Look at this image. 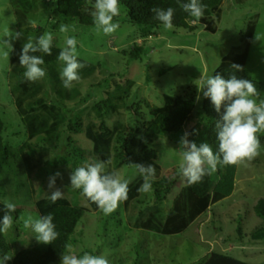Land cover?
<instances>
[{
	"label": "rangeland",
	"instance_id": "1",
	"mask_svg": "<svg viewBox=\"0 0 264 264\" xmlns=\"http://www.w3.org/2000/svg\"><path fill=\"white\" fill-rule=\"evenodd\" d=\"M56 3L57 0H38V8L26 11L28 16L22 22L23 25L19 26L15 14L19 6L10 0H0V38L10 40L9 37H4L5 32L14 34L30 22V36H34L37 27H41L43 33L51 32L53 44L62 48L65 34L59 31L60 25L75 28V32L67 35L76 37L78 57L98 63L100 67L96 71L97 80L82 79L77 82L84 94L82 99L59 102L65 110L75 108L84 115L86 105L101 99L111 85L110 73H114L117 78L135 80L127 99L130 107L124 110L131 125H134L137 118L149 116L141 103L144 96L156 104H162L164 92L193 95L197 100L198 95L201 97V91L198 92L196 86L200 77L211 76L212 73L208 72L215 68L221 56L233 45L242 41V32L247 22L255 15L257 28L246 68L254 78L264 79V0H247L244 4L225 0L222 19L213 32L207 30L204 23H198L200 26L194 29L174 26L165 31L161 24L155 26L130 22L125 18L124 8L120 4V15L114 18V22L119 23V28L110 36L97 34L93 24H79L75 18L64 15L57 10ZM137 45L143 46L142 53L138 58H131L130 51ZM5 51L10 56L11 50L0 45V117L5 122L2 131L4 143L14 149L26 138V131L10 93L12 66L9 64V56L3 55ZM258 92L260 98L264 99V90ZM50 97L57 99L52 92ZM136 105L140 110L139 116L135 114L138 111ZM207 123L204 111L198 104L194 115L186 121L182 130L166 133L153 141L151 146L156 149L163 169L162 175L153 180V191L140 193L128 204L126 201L121 203L109 216H104L98 209H90L80 192L70 187L71 171L81 163L100 159L93 154L89 139L81 132H72V138H80L73 142L76 146L80 145L77 147L78 155H69L67 163L61 160L59 155L68 154V150L74 149L73 146L68 149L67 123L60 129L64 134L62 142L59 141L60 146L49 154L57 162L54 163L51 159L37 171L34 175L36 189L32 195L29 194L19 157L14 154L8 158H0V201L8 200L23 205L20 217H39L33 207L34 200L44 193L49 178L59 172L62 178L57 188L68 195L74 204L87 207L69 243L77 256L84 252L104 255L109 264H205L212 253H223L254 264H264V237H252V233L264 225V220L254 211L258 198L264 197V134L259 137L260 155L247 167L237 166L232 192L197 212L187 226L171 232L133 226L141 209L156 203L169 207L172 203L185 180L179 175L178 183L171 187L163 200L157 199L156 189L163 194L166 186L159 185L158 182L171 173L173 168L178 173L181 136L185 132L202 130ZM40 138L37 136L34 142H40ZM113 168L122 178L129 180V184L137 177L138 172L132 164L116 166L114 159ZM20 217L14 219L13 227L4 233L10 244L7 254L11 256L20 248L37 243L34 233L23 227ZM11 260L6 264H10Z\"/></svg>",
	"mask_w": 264,
	"mask_h": 264
},
{
	"label": "trees",
	"instance_id": "2",
	"mask_svg": "<svg viewBox=\"0 0 264 264\" xmlns=\"http://www.w3.org/2000/svg\"><path fill=\"white\" fill-rule=\"evenodd\" d=\"M10 1L19 6L15 13L19 26L23 25L22 22L28 16L26 11H33L38 8V0ZM224 1L201 0L207 7L199 23H204L205 28L210 32L215 30L222 19ZM246 1L234 0L238 4H244ZM184 2H187V0H120V4L125 11V18L130 22L160 25V22L154 18L151 9L155 7L162 9L172 7L175 9L172 20L173 25L194 29L199 24H191L189 21L191 17L180 6ZM56 8L64 15L75 18L74 20H77L79 24H93L90 15L91 8L87 6L88 10H85V0H57ZM27 21H30V19H27ZM29 25L30 22L27 23L26 27L17 31H21L23 35L21 39L13 40L9 56V64L12 66V80H9L10 93L20 120L25 126L26 138L14 149L6 145L2 135L5 122L0 117V158H8L14 154L19 157L30 195L35 193L36 189L34 175L45 163L48 164L52 159L49 154L54 148L60 146L59 141L62 142L64 138V134L60 129L66 123L68 125V149L71 146L74 149L68 150V154L59 155L63 162L67 163L66 158L69 155H78L77 147L80 145L76 146L73 142L80 138L74 136L72 138L70 135H72V132H77L75 134L81 132L83 136L91 141L93 154L106 162V172L116 173L113 168V160L115 159L116 166L123 164L152 165L156 170L155 178H159L163 169L158 161V153L151 146V143L163 137L166 133L182 130L183 125L194 115L198 104H200L208 122L207 126L202 130L191 132L188 139L197 145H199L198 140L200 143L207 142L214 152L218 150L216 122L220 120L224 112V106L222 105L220 113H217L211 104L210 98L203 97V91H201L199 102L195 100L193 95L184 96L164 92L162 94V104H156L144 96L141 103L146 108V113L149 116L137 118L134 125H131L126 119L124 110L130 107L127 99L135 85V80L132 78H117L114 73H110L111 85L105 90V94L102 95L101 99L94 100L86 105L84 115H81V112L76 111L75 108H71L70 105L67 107L71 109L65 110L62 104H59L60 101L80 100L84 94L77 82H74L71 89H65L62 85L59 75L62 66L57 62L61 47L53 44L51 55L32 53L33 55L42 56L45 61L42 67L46 70V76L43 79L29 82L23 76L25 69L19 65V54L23 44L30 36ZM256 25L257 15L248 20L246 28L242 32V41L237 45H233L221 56L215 68L208 72L209 74L212 73L211 76L220 74L227 79L235 73L238 78L251 80L256 85L257 90H264V79L254 78L246 68ZM42 34V28L37 27L33 37ZM142 50L143 46H135L130 51L131 58H138ZM78 60L85 65L79 71L80 80H97L96 71L100 67L99 64L81 57H78ZM233 64L241 66L242 70L233 69ZM51 92L57 97L56 100L50 97ZM135 107L138 110L135 114L139 116V107L138 105ZM37 136L41 137L40 142H34ZM52 160L54 163L57 162L54 159ZM83 165V163L80 164V166ZM236 170L237 166H218L217 171L205 176L201 183L191 186L186 183L180 187L178 194L173 198L169 207L162 203H156L141 209L133 222V226L145 227L160 232L181 230L188 225L197 212L225 198L232 192ZM175 172L173 168L171 173L165 175L160 183L158 182L159 185L166 186V188L163 194L158 188H155L157 199L163 200L165 194L170 192L171 187L178 183L179 172ZM60 181L61 178L59 177L55 179V188L59 186ZM142 183L143 179L137 173L136 179L128 185L127 204L140 195L137 189ZM55 188L49 189L47 186L44 193L34 200L33 207L40 216L52 214L53 223L60 234L58 239L48 245L37 242L28 247L20 248L12 256L10 264H60L61 255L66 253L67 246L73 239L72 234L76 225L87 207L74 204L66 194L56 203H51L49 195ZM87 203L90 209L97 210L94 203L89 201ZM23 209V205L16 204V211L12 213L13 218H19ZM254 211L264 220V197L258 198L254 204ZM4 214L3 202L0 201V218ZM239 230H241V227H239ZM252 237H264V225L258 227L252 233ZM9 249L10 244L4 233H0V256L7 254ZM205 264L254 263L223 253H212Z\"/></svg>",
	"mask_w": 264,
	"mask_h": 264
},
{
	"label": "clouds",
	"instance_id": "3",
	"mask_svg": "<svg viewBox=\"0 0 264 264\" xmlns=\"http://www.w3.org/2000/svg\"><path fill=\"white\" fill-rule=\"evenodd\" d=\"M86 8L90 6L94 31L105 36L112 35L118 28L119 23L114 18L120 15V0H85ZM182 10L192 18V24H198L204 16L207 5L201 0H187L182 3ZM154 18L160 22L165 31L171 30L175 9L168 7L162 9L155 7L151 9ZM246 28V27H245ZM244 28V29H245ZM59 31L65 34L64 46L60 49L57 62L62 66L59 73L62 85L65 89H71L74 82H79L80 69L85 65L78 60V41L74 35H67L75 32V28L61 24ZM21 31L5 32L4 37L10 40L22 38ZM256 39L259 37L256 36ZM10 40L0 38V45L12 50ZM53 34L45 32L38 37L29 36L23 44L19 54V65L24 68V78L29 82H36L46 76V70L42 67L45 61L40 55L32 53L52 54ZM5 57L9 52L3 53ZM232 68L240 71L239 65H232ZM197 91H203V97L210 98L211 104L217 113H220L222 105L224 112L220 120L216 122V140L218 150L213 151L207 142L197 145L187 137L190 133L185 132L179 141L181 160L178 166L179 175L191 186L201 183L205 176L217 171L218 166H243L247 167L260 155V135L264 134V99L260 98L256 85L249 79L238 78L235 73L225 79L220 74L215 76L204 75L199 79ZM206 89V90H204ZM200 96L196 97L197 101ZM143 179V183L137 189L140 193L153 191L152 183L155 179L156 170L152 165L132 164ZM61 177L56 172L49 178V189L55 188V179ZM175 179V177H173ZM71 189L79 190L80 195L86 201L94 203L97 209L104 215H111L119 205L128 199L129 180L122 178L115 172H106V162L95 160L87 162L83 166L71 171ZM64 193L55 188L49 195L51 203L63 197ZM5 214L0 218V233H7L13 227L14 218L12 213L16 211V204L8 200L3 201ZM23 227L34 233L38 243L45 245L52 244L59 237L56 225L53 223L52 214L39 217L28 215L20 217ZM68 251L61 255L60 264H109L104 255H92L84 252L77 256L69 245ZM12 256L5 254L0 257V264H6Z\"/></svg>",
	"mask_w": 264,
	"mask_h": 264
},
{
	"label": "bare ground",
	"instance_id": "4",
	"mask_svg": "<svg viewBox=\"0 0 264 264\" xmlns=\"http://www.w3.org/2000/svg\"><path fill=\"white\" fill-rule=\"evenodd\" d=\"M199 26H200V24L198 25V27H199ZM204 27H205V24H204ZM256 28H257V25H256ZM251 46H252V43H251V45H250V48H251ZM249 51H250V49H249ZM249 53H250V52H249ZM219 61H220V60H219ZM185 184H186V181H185L184 185H185ZM179 190H180V189H179ZM178 192H179V191H178ZM177 194H178V193H177ZM177 194H176V195H177ZM211 255H212V254H211ZM211 255H210V256H211ZM210 256H209V257H210ZM234 257H235V256H234ZM235 258H239V257H235ZM240 259H242V258H240Z\"/></svg>",
	"mask_w": 264,
	"mask_h": 264
}]
</instances>
